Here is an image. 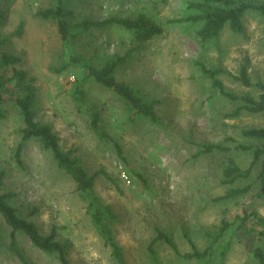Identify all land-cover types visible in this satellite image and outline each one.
<instances>
[{
  "label": "rangeland",
  "instance_id": "rangeland-1",
  "mask_svg": "<svg viewBox=\"0 0 264 264\" xmlns=\"http://www.w3.org/2000/svg\"><path fill=\"white\" fill-rule=\"evenodd\" d=\"M192 1H74L77 21L144 16L160 25L163 33L140 45L128 32L95 30L70 50L55 21L35 17L52 6L51 0H0V8L8 13L3 35L10 37L4 51L21 58L18 69L34 78L38 87L36 120L50 125L62 149L95 177L96 196L117 217L112 229L127 264H205L183 256L193 252L192 244L200 252L206 250L224 219L231 227L214 244L210 264H255L252 250L264 247V197L257 195L260 167L250 179L235 184L236 188L251 185L250 193L219 200L229 188L222 176L229 159L242 169L252 162L250 152L235 149L237 144H253L242 138V130L264 125V116L228 118L238 105L221 96L201 68L238 75L246 66L254 82H264V16L249 13L243 33L226 29L218 41L205 47L195 38V28L183 21ZM21 22L23 35L13 36ZM72 51L98 67L109 56L130 54L118 67L117 80L156 102L158 121H131L122 99L92 79L82 85L84 103L78 101L75 90L85 73L69 64ZM12 73L10 69L8 74ZM221 78L229 91L249 92L232 77ZM95 113L104 138L92 128ZM22 128L19 111L9 106L7 118L0 121V174L4 175L0 195L8 196L18 215L35 223L43 235L56 232L73 264H119L94 228L88 203L52 154L31 140L17 159ZM206 146L229 149L205 153ZM10 233L0 216V264H25L10 249ZM159 233L170 237L181 255L165 240L157 241ZM16 241L28 264H61L56 256L34 247L26 235L17 234Z\"/></svg>",
  "mask_w": 264,
  "mask_h": 264
},
{
  "label": "trees",
  "instance_id": "trees-1",
  "mask_svg": "<svg viewBox=\"0 0 264 264\" xmlns=\"http://www.w3.org/2000/svg\"><path fill=\"white\" fill-rule=\"evenodd\" d=\"M74 1L78 0H51V7L39 10L35 14V17L41 20L56 22L61 40L70 50L85 34L89 33L91 35L95 30L119 29L132 34L135 41L140 45L152 41L163 33V28L160 25L144 16L138 18L113 17L101 21L86 18L77 21L72 8ZM188 9L189 14L183 21L195 28V38L207 47L218 41L226 29L233 34L243 33L245 31V18L249 13H259L264 16V0H194L189 3ZM7 21L8 13L0 8V121L7 118L9 106L19 111L23 128L21 130L22 141L18 145L16 157L20 161L26 144L31 140H37L45 150L49 151L59 169L71 177L76 184L77 191L88 203L87 213L90 215L93 226L100 238L111 249L112 256L119 264H127L123 249L116 241L112 229L117 217L112 208L104 205L101 199L96 196L94 191L95 177L87 172L78 158L62 149L61 139L50 125L42 124L36 120L34 112L38 97L36 81L26 71L18 69L22 61L19 56L4 51L10 39V37L3 35ZM24 28L25 23L21 22L13 36H22ZM129 55L127 54L125 57L109 56L104 64L98 67L92 60L72 51L69 64L80 66L85 73L81 85L76 86L74 96L78 101L84 103L85 96L82 85L88 79H92L102 87L113 91L122 99L131 111V121L142 118L155 123L158 121L157 103L147 101L140 91L117 80V69L124 64ZM201 68L203 74L211 80L212 85L220 95L238 105L231 114H228V118H239L245 114L254 117L257 115L264 116V82H254L246 66L241 67L238 75H233L227 70L219 68H207L205 66ZM10 69L13 71L12 75L8 74ZM222 75L232 77L249 92L237 94L229 91L221 78ZM100 122V116L95 113L92 118V128L101 138H104L106 134L102 131ZM241 136L252 141L253 144L249 146L237 144L235 149L250 152L252 162L248 168L242 169L234 159H229L222 174L223 183L229 188L219 200L241 198L250 193L251 185L236 188L235 184L238 181L250 179L256 166H259L261 170L258 176L260 188L257 195L258 197H264V125L245 128L242 130ZM227 140L230 141L231 139ZM228 149L224 146H206L204 152L228 151ZM137 176L140 179L143 178L140 174ZM3 179L4 175L1 173L0 186L3 184ZM142 181L146 185V181L144 179ZM7 198L8 196L0 195V216L11 229V251L23 263L28 264L16 241L17 234L22 233L30 239L39 251L56 256L61 264H73L68 258L66 245L58 240L57 233L52 232L49 236L43 235L35 223L18 215L17 210L7 202ZM244 220L247 221L248 218ZM244 220L242 226L246 224ZM230 227L231 223L224 219L218 236L206 250L200 252L192 244L193 252L185 254L183 257L188 260L206 261L205 264H210L213 258L214 244L224 236ZM262 233L264 234V230ZM156 240H165L176 254L181 255L170 237L159 233ZM251 253L255 264H264V247H257ZM152 255L153 260L156 262L157 259L153 252Z\"/></svg>",
  "mask_w": 264,
  "mask_h": 264
}]
</instances>
